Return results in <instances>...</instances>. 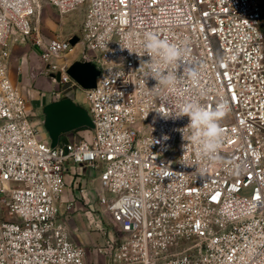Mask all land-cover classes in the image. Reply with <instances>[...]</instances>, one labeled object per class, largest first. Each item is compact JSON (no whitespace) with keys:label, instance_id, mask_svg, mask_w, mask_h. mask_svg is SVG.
Returning a JSON list of instances; mask_svg holds the SVG:
<instances>
[{"label":"built area","instance_id":"2783aa9c","mask_svg":"<svg viewBox=\"0 0 264 264\" xmlns=\"http://www.w3.org/2000/svg\"><path fill=\"white\" fill-rule=\"evenodd\" d=\"M44 1L63 17L85 9L79 34L35 43L64 92H85L93 136L54 148L30 119L9 75L10 48L33 36L40 3L0 0V264H87L61 218L68 163L100 171V206L117 228L101 247L109 264H264L263 0ZM150 32L183 49L195 79L151 91L157 81L133 73L150 59L139 56ZM77 46L100 71L94 89L67 73ZM189 98L224 105L219 160L185 151L178 129L187 116L155 111L175 112Z\"/></svg>","mask_w":264,"mask_h":264},{"label":"crops","instance_id":"0c3cea01","mask_svg":"<svg viewBox=\"0 0 264 264\" xmlns=\"http://www.w3.org/2000/svg\"><path fill=\"white\" fill-rule=\"evenodd\" d=\"M62 28L63 26L57 25L51 37L42 36L43 38L39 37L34 39L32 36L25 43H13L10 48L11 60L9 75L11 81L21 90L28 105V114L33 116V122L42 131L44 130V109L46 106L66 98H74L75 101V95L72 93L70 94V92H64L55 79L51 77L52 74L47 71L48 66L40 57L41 50L35 43L41 40L43 45H47L57 36L64 37ZM81 52L82 46H77L71 54L66 56L65 60L69 65L76 61H81ZM45 134L49 138L48 134ZM92 136V129L82 128L62 136L60 143L69 142L74 139L91 141ZM99 176L100 171L90 166L68 163L65 167L66 189L60 200V208H65V206L71 202L74 203V209L69 214L64 212V215L68 218L72 232H78L79 237H75L76 239L74 238L76 242L80 244L79 241L85 242L91 237L95 239V243H93L95 249L96 246L101 248L104 245H100V242H96V238H100L102 235V238H104L106 235V223L101 221L100 225V214L96 212H105L102 207L99 210ZM107 215L112 223L110 215ZM91 225L95 226V229L93 231L91 229L90 232H87L86 230H88ZM97 250L98 255L103 257L104 264H109L108 258L99 251V249ZM101 259L102 258H100L99 263L103 264Z\"/></svg>","mask_w":264,"mask_h":264},{"label":"clouds","instance_id":"9594fccd","mask_svg":"<svg viewBox=\"0 0 264 264\" xmlns=\"http://www.w3.org/2000/svg\"><path fill=\"white\" fill-rule=\"evenodd\" d=\"M121 50L128 49L133 52L130 47L125 44H120ZM144 56L150 57L148 60L141 58L140 67L138 70L145 81L148 78L155 79L157 84L151 88V91H157L161 87L172 88L176 85L180 77H189L195 79L199 69L194 65H188L183 62V49L169 41L162 39L156 33H146L143 41ZM220 64L224 62V57H220ZM176 65V69H171L170 66ZM183 66L182 75H178L177 70ZM116 77L120 74L115 73ZM135 84V82H132ZM136 85V84H135ZM137 86V85H136ZM164 119H179L187 116L190 123L182 129H178L183 135V139L187 142L184 145L185 151L187 145H193L197 149V154L207 159L219 160L217 155L221 143L223 131L219 124L223 117L224 105L221 104L215 109L209 110L196 99L189 98L184 100L175 112L167 113L161 109H155ZM168 139L167 136L164 137ZM159 141H154L158 143Z\"/></svg>","mask_w":264,"mask_h":264},{"label":"water","instance_id":"95a60500","mask_svg":"<svg viewBox=\"0 0 264 264\" xmlns=\"http://www.w3.org/2000/svg\"><path fill=\"white\" fill-rule=\"evenodd\" d=\"M70 43L76 46L79 38L74 36ZM68 75L78 83L83 90H91L97 86L100 71L91 61H76L69 66ZM52 78L60 84L61 73L52 74ZM45 121L43 128L49 136L52 147H57L62 136L82 128L94 129V123L86 108L77 104L73 99L66 98L54 102L44 109Z\"/></svg>","mask_w":264,"mask_h":264},{"label":"rangeland","instance_id":"374dc122","mask_svg":"<svg viewBox=\"0 0 264 264\" xmlns=\"http://www.w3.org/2000/svg\"><path fill=\"white\" fill-rule=\"evenodd\" d=\"M39 3H40V14L34 18L33 24H32L33 38L34 39L39 38V37L43 38L42 36L51 37V34H53L55 32V30H56L55 27L57 25L63 26L62 33L64 35V38H66L72 34H79L80 33L81 25H82V21H83V16H84V12H85L84 7H81L80 9H78V11L63 17V16L59 15L58 12L55 11L51 6H49L46 3V1L39 0ZM263 30H264V28H263ZM56 62L61 63L62 61H56ZM70 93H72V92L70 91ZM74 94H75V102L77 104H79L80 106H82L83 108L87 109V106L84 103L85 92L82 90H78L77 93L74 92ZM29 117L33 121V118H32L33 116L29 115ZM43 133H46V131L43 130ZM100 209H101V206L99 207V210ZM64 212H66L65 208H61V218H65ZM96 212L100 214V222H99L100 225H101V221L103 223H106V226H105L106 235L104 236V238H102L103 235L100 238H96V242H98V243L100 242V245H102L105 243L106 239H109L111 241L116 240L117 228L113 223H111L107 213L106 212L102 213L101 211H96ZM11 220H13V219H11ZM91 229L93 231L95 229V226L91 225V227L88 228V230H86V231L90 232ZM72 234H73L74 238L79 237L78 232L77 233L72 232ZM89 236H91V235H89ZM79 243L81 244L82 247H85V250L87 253V256H86V263L87 264H100L99 263L100 258H102L101 262H103V264H104V259H103V257H100L98 255V250H97V249H99V251H101L102 248H100V247L98 248L96 246V249H95L93 247L94 246L93 243H95V239H92L91 237H89V239H87V241H85V242L79 241Z\"/></svg>","mask_w":264,"mask_h":264},{"label":"trees","instance_id":"16d2710c","mask_svg":"<svg viewBox=\"0 0 264 264\" xmlns=\"http://www.w3.org/2000/svg\"><path fill=\"white\" fill-rule=\"evenodd\" d=\"M263 3H264V1H263ZM264 28V27H263ZM264 31V30H263ZM71 94V93H70ZM74 95V94H73ZM73 100H74V98H73Z\"/></svg>","mask_w":264,"mask_h":264}]
</instances>
